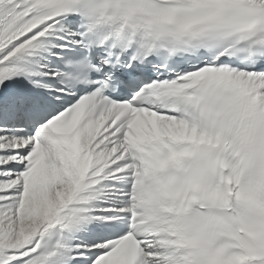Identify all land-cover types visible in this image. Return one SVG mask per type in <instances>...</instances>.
<instances>
[{"label": "snow or ice", "instance_id": "6c2138e0", "mask_svg": "<svg viewBox=\"0 0 264 264\" xmlns=\"http://www.w3.org/2000/svg\"><path fill=\"white\" fill-rule=\"evenodd\" d=\"M0 264H264V0H0Z\"/></svg>", "mask_w": 264, "mask_h": 264}]
</instances>
